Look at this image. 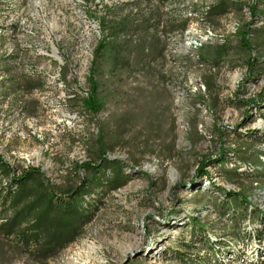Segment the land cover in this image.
<instances>
[{
  "label": "rangeland",
  "instance_id": "rangeland-1",
  "mask_svg": "<svg viewBox=\"0 0 264 264\" xmlns=\"http://www.w3.org/2000/svg\"><path fill=\"white\" fill-rule=\"evenodd\" d=\"M221 2L229 4L223 13L202 18ZM98 19L126 28L112 40L129 65L112 73L109 58L99 60L105 103L91 114L81 100ZM234 21L240 31L251 29L252 51L238 32L228 33ZM206 30L210 39L190 49ZM153 41L161 53L140 59L139 42ZM249 57L255 63L247 72ZM263 89L264 0H0L2 159L16 175L39 168L60 190L84 177L78 164H102V151L131 173L116 189H98L80 237L45 264H199L198 255L210 254L211 264H264V241L252 234L260 213L264 219V170L256 177L231 168L264 163V101L247 102ZM219 154L222 165L209 162L207 176L199 174ZM143 165L149 170L135 169ZM244 199L256 209L251 215ZM190 217L214 251L196 234L184 263L173 253L189 239ZM220 243L226 247L217 249ZM0 264L40 263L0 237Z\"/></svg>",
  "mask_w": 264,
  "mask_h": 264
},
{
  "label": "trees",
  "instance_id": "trees-1",
  "mask_svg": "<svg viewBox=\"0 0 264 264\" xmlns=\"http://www.w3.org/2000/svg\"><path fill=\"white\" fill-rule=\"evenodd\" d=\"M161 1L163 3V0ZM217 4L209 6L202 14V18H207L215 10L223 13L229 7V4H224L223 2L219 3L220 5ZM255 10L256 6L254 3L249 5L251 16L254 20H257L255 18ZM98 23L100 29L99 37L91 51L92 58L85 77L87 94L81 100L83 109L91 114L98 113L105 103L103 96L99 94V84L96 78L99 60L108 57L112 73L129 65L128 59H123L121 56L120 50L122 46L112 40V37L117 32H125L126 28L119 23L108 27V24L101 19H98ZM185 26L186 22L182 21L179 29L183 30ZM237 32L242 45L248 51H252L253 46L249 41L251 29L240 31L238 28ZM155 41L153 43L139 42L137 49L141 55L144 54L139 57L140 59L145 58L146 55L148 56V51L155 54L161 53V47L158 52H155ZM223 51L224 49L220 48L218 52L222 55ZM144 52L147 53L145 54ZM249 58L250 60L247 61L246 66L247 72L253 69L255 63L254 57ZM262 101H264V89L255 98H249L247 102L255 106ZM104 154L105 152L102 151L100 158L102 164H94L90 161L78 164L79 168L85 170L84 177L79 180L77 186L64 190H60L51 184L40 169L36 167L23 169L16 175L15 170L0 156V237L4 240H10L20 254H26L31 260L40 264H45L55 258L61 250L74 243L93 216L94 203L97 202L94 198L95 193L99 192L98 189L106 186L109 189H116L131 178L129 177L131 173L124 174L122 166L115 160H106ZM222 161V154L212 160L203 161L198 169L199 174L207 176L205 167L208 163L222 165ZM228 161L229 159H226L225 165ZM243 166L245 168L240 170ZM231 168L235 169L234 174L260 177L261 172L264 170V163L253 164L240 161L231 166ZM104 169L109 170L110 175H103ZM122 174L124 177H121ZM217 195H219L218 192ZM245 200L244 209L251 215L253 210L256 209ZM225 205L230 211L236 212L235 214L238 213L231 201H225ZM262 217L263 213H260L258 222L261 225L252 234L258 240L264 241V219ZM186 225L191 227L189 239L180 243L179 249H176L173 253L174 259L177 258L184 263L188 260L184 257L186 254L183 252L184 250H193L197 238L196 234H202L203 237L201 239L203 242L210 244V249L214 251L212 248L213 243L205 236L202 231V225L199 224L195 217L188 218ZM220 244H222V247H217V249L226 247L224 243ZM211 256L212 254L209 255V258ZM209 258L198 255L197 262L199 264H211L212 262L208 260Z\"/></svg>",
  "mask_w": 264,
  "mask_h": 264
},
{
  "label": "bare ground",
  "instance_id": "bare-ground-1",
  "mask_svg": "<svg viewBox=\"0 0 264 264\" xmlns=\"http://www.w3.org/2000/svg\"><path fill=\"white\" fill-rule=\"evenodd\" d=\"M207 9V6L206 7H204V10H206ZM203 10V9H202ZM205 12V11H204ZM201 14V13H200ZM201 17V16H200ZM239 25H238V23H236L235 21L234 22H232V23H230L229 24V29H228V33L229 34H235L236 32H237V30H238V27ZM187 32V31H186ZM183 33H185V31L183 32ZM203 33V32H202ZM189 34V33H188ZM186 35V34H185ZM200 35V34H199ZM197 36V35H196ZM212 36V34H211V32L209 31V30H206L205 31V33L202 35V36H197V37H195V38H193L191 41H189V43H188V45H189V48L190 49H193V50H198V49H200L202 46H203V44H205V42L207 41V39H210V37ZM84 91V90H83ZM87 94V92L86 91H84V95H86ZM148 168V170H149V165H143V166H140V167H135V169L136 170H142V169H144V170H146ZM250 201V200H249Z\"/></svg>",
  "mask_w": 264,
  "mask_h": 264
},
{
  "label": "water",
  "instance_id": "water-1",
  "mask_svg": "<svg viewBox=\"0 0 264 264\" xmlns=\"http://www.w3.org/2000/svg\"><path fill=\"white\" fill-rule=\"evenodd\" d=\"M248 202V201H247ZM259 210V209H258Z\"/></svg>",
  "mask_w": 264,
  "mask_h": 264
}]
</instances>
